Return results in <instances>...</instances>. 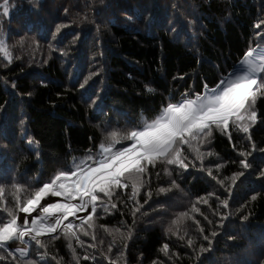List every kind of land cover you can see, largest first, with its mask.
Returning <instances> with one entry per match:
<instances>
[{"label":"trees","instance_id":"trees-1","mask_svg":"<svg viewBox=\"0 0 264 264\" xmlns=\"http://www.w3.org/2000/svg\"><path fill=\"white\" fill-rule=\"evenodd\" d=\"M11 2L14 4L12 15L4 25L11 37L8 43L12 45L23 36L25 44L23 48L10 49L14 57L11 64H6L0 55V105L4 106L0 111V145L3 146L0 147V174L24 175L28 179L38 177L41 171L51 172L70 150L73 155L82 151L89 145L88 137L98 132L97 125L109 118L123 122L125 115L138 117L142 109L158 105L170 93L183 91L185 84L196 86L206 79L211 85L220 70H231L249 46H256L260 39L256 33L264 31V25L261 29L254 28L264 18V0H104L103 3L100 0H39L38 7L29 0ZM85 13L87 21L82 19ZM126 16H133L136 24H129ZM138 17H149V21ZM187 20L196 23L189 28L185 26ZM169 21L180 22L176 24V32L169 31ZM59 23L66 27L61 29L57 40L63 37L60 47L67 46L68 56L49 49L50 43L56 44L51 32ZM77 32L79 40L72 44ZM33 38L39 43L33 45ZM17 56L20 59H15ZM197 56L202 58L200 64L195 62ZM97 67H100V76L93 80H99L96 90L103 91L101 100L97 101L99 107H89L78 81L83 82ZM185 73L198 75L192 80L187 76L183 81L173 80L174 76ZM13 80L15 89L11 88ZM145 84L155 89L154 95L142 92ZM257 109L258 116L264 113V100H258ZM21 120L25 121L24 125L20 124ZM25 134L40 143L39 163L26 144ZM251 135L257 146L248 158L252 168L245 174L247 179L240 178L243 184L237 181L233 189L235 202L230 200V211L235 212L245 204L243 212L250 213L249 218L241 222V213H236L224 221L223 228L217 229L219 235L213 242V250L201 257L203 264H260L264 260V179L256 176L259 167L264 165V152L259 151L264 148V124L258 120ZM213 143L220 162H226L220 178L237 171V150H248L249 141L242 137L238 141L237 134L233 133L231 143L219 134ZM188 171L191 175L185 174V180H177L179 189L167 193L172 198L168 216L157 217L148 210V205L144 206L148 217L139 219L132 238L127 241V264L166 260L159 248L165 242L172 248L171 242L175 240L165 233L167 222L176 212L185 210L182 206L188 205L191 199L203 195L205 189L213 190L205 174L191 168ZM156 186L153 180V189ZM215 190L221 191L219 186ZM255 193L259 195L252 201L250 197ZM163 198V195H153L152 200ZM119 220L131 223L127 214L105 216L98 223L109 228L120 227ZM201 223L205 222L201 219ZM98 236H103L106 247L110 237L102 232ZM174 250L181 256L186 251L179 246ZM49 251L65 262L70 260L63 238L50 245ZM182 264L194 262L185 258Z\"/></svg>","mask_w":264,"mask_h":264},{"label":"snow or ice","instance_id":"snow-or-ice-1","mask_svg":"<svg viewBox=\"0 0 264 264\" xmlns=\"http://www.w3.org/2000/svg\"><path fill=\"white\" fill-rule=\"evenodd\" d=\"M29 3L39 6V0H29ZM13 8L11 0H0V55L6 64L14 59L10 49L23 48L25 44L23 36L12 45L8 43L11 37L4 25ZM138 18L149 21V17ZM82 19L88 20L87 13ZM126 19L129 24H136L133 16ZM91 22L94 23V19ZM177 23L180 22L169 21V31L176 32ZM195 23V20H187L185 26L191 28ZM262 25L264 18L259 19L254 28L261 29ZM64 27L63 23L55 25L51 38L56 44L50 43L49 49L68 56L67 46L60 47L63 37L57 40ZM96 29L99 32L100 26ZM79 35L74 34L72 44L79 40ZM256 36L260 38L256 46H249L231 70H220L211 85L206 79L196 86L185 84L183 91L170 93L158 105L142 109L138 117L125 115L123 122L109 118L97 125L98 132L88 137L87 147L76 155L70 150L51 172L41 171L38 177L31 179L24 175L0 174V264H81L82 261L127 264V241L132 238L139 219L148 217V210L157 217L168 216L172 198L167 193L179 189L177 180H185V174L191 175L190 168L205 174L213 190L205 189L203 195L195 196L188 205L182 206L185 210L176 212L167 222L165 233L175 240L171 242L172 248L168 242L159 248L166 260L155 259L152 264H182L185 258L194 264H203L201 257L213 250V242L219 235L217 229L223 228L224 221L241 213L243 222L250 215L243 212L245 204L235 212L230 211V200H233L237 181L243 184L240 178L247 179L245 174L252 168L248 158L257 146L252 141L251 129L258 120L264 124V113L258 116L257 109L258 100H264V31L257 32ZM38 43L32 39L33 45ZM201 60L197 56L195 62L200 64ZM196 75L185 73L174 76L173 80L183 81L185 76L192 80ZM99 76L100 67H97L83 82L78 81L89 107H99L97 101L101 100L103 90H96L99 80H93ZM11 88H16L14 80ZM142 92L151 96L155 89L145 84ZM3 109L0 105V111ZM102 114L107 115L103 111ZM24 123L20 121L21 125ZM233 133L237 134L238 141L241 137L249 141V148L237 150L238 170L220 178L226 162H220L219 154L213 151V142L219 134L231 143ZM25 140L39 163V141L26 134ZM232 147L237 149L236 144ZM259 151L264 152V148ZM256 176L264 179V165L259 167ZM153 180L157 182L155 189ZM216 186L221 191L217 192ZM153 195L164 198L152 200ZM258 195L253 194L250 199L255 201ZM145 205L148 210L144 209ZM114 214L121 217L127 214L131 223L119 220L120 227L112 228L98 223L103 217ZM98 232L110 237L106 247ZM61 238L70 252L67 262L49 251L50 245ZM177 246L186 249L183 256L174 250ZM260 264H264V260Z\"/></svg>","mask_w":264,"mask_h":264},{"label":"bare ground","instance_id":"bare-ground-1","mask_svg":"<svg viewBox=\"0 0 264 264\" xmlns=\"http://www.w3.org/2000/svg\"><path fill=\"white\" fill-rule=\"evenodd\" d=\"M21 215H23V214H21Z\"/></svg>","mask_w":264,"mask_h":264}]
</instances>
